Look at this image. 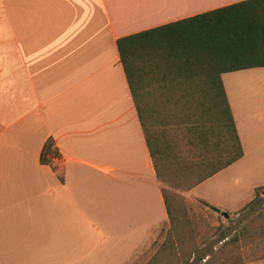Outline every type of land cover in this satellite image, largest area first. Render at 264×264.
Segmentation results:
<instances>
[{"label": "crops", "instance_id": "crops-1", "mask_svg": "<svg viewBox=\"0 0 264 264\" xmlns=\"http://www.w3.org/2000/svg\"><path fill=\"white\" fill-rule=\"evenodd\" d=\"M240 1L0 0V264L48 238L99 264H146L178 245L163 235L169 217L116 41ZM48 140L52 164L40 161Z\"/></svg>", "mask_w": 264, "mask_h": 264}, {"label": "trees", "instance_id": "trees-1", "mask_svg": "<svg viewBox=\"0 0 264 264\" xmlns=\"http://www.w3.org/2000/svg\"><path fill=\"white\" fill-rule=\"evenodd\" d=\"M116 45L172 228L168 187L193 189L244 155L222 74L264 68V0H243L123 36ZM172 129L183 135L190 155L174 149ZM58 157L48 140L40 161L52 164ZM261 194L264 185L242 210ZM221 229L220 247L203 264H238L221 254L246 237L248 225L233 235ZM190 259L181 264H193Z\"/></svg>", "mask_w": 264, "mask_h": 264}, {"label": "rangeland", "instance_id": "rangeland-1", "mask_svg": "<svg viewBox=\"0 0 264 264\" xmlns=\"http://www.w3.org/2000/svg\"><path fill=\"white\" fill-rule=\"evenodd\" d=\"M228 75L223 74L222 81L230 95L244 155L193 191L168 187L176 223L163 235L166 236L165 241L174 237L178 245L166 247V255L158 256L146 264H181L190 255V261L194 259L193 264H203L211 254L206 255L207 252H215L221 245L222 241L218 239L220 229L228 230L233 235L242 225H248L246 237L230 244L221 257L234 258L238 264H264V194L242 210L252 200L254 189L264 185V68L247 70L233 77ZM170 133V143L175 145L174 149L190 155L183 135L175 129ZM197 196L214 200L229 210L242 207L237 212H228L229 218L225 219L209 209ZM251 221L255 223L250 224ZM198 249L204 250V253H198ZM107 250L109 254L111 249ZM78 252L74 250L73 253L72 249L57 246L48 238L41 248L28 250L25 259L19 264H99L93 254L77 258ZM135 264H145V261L140 260V263Z\"/></svg>", "mask_w": 264, "mask_h": 264}, {"label": "water", "instance_id": "water-1", "mask_svg": "<svg viewBox=\"0 0 264 264\" xmlns=\"http://www.w3.org/2000/svg\"><path fill=\"white\" fill-rule=\"evenodd\" d=\"M208 208L211 209L212 211H215L217 213H221L223 215V217H225L226 219L229 218V214L226 212H222L219 208L213 206V205H208Z\"/></svg>", "mask_w": 264, "mask_h": 264}]
</instances>
